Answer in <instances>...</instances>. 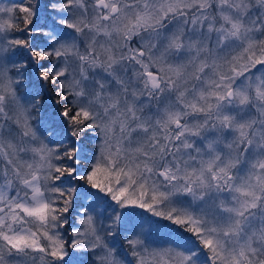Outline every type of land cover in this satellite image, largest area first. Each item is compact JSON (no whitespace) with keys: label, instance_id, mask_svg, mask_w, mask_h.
<instances>
[{"label":"snow or ice","instance_id":"1","mask_svg":"<svg viewBox=\"0 0 264 264\" xmlns=\"http://www.w3.org/2000/svg\"><path fill=\"white\" fill-rule=\"evenodd\" d=\"M0 264H264V0H0Z\"/></svg>","mask_w":264,"mask_h":264}]
</instances>
